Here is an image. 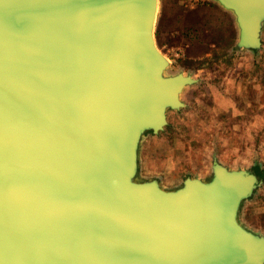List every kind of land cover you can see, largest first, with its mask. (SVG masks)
I'll return each instance as SVG.
<instances>
[{
    "label": "water",
    "instance_id": "obj_1",
    "mask_svg": "<svg viewBox=\"0 0 264 264\" xmlns=\"http://www.w3.org/2000/svg\"><path fill=\"white\" fill-rule=\"evenodd\" d=\"M259 50L264 0H215ZM158 0H0V264H264L238 218L260 179L140 175L196 79L165 74Z\"/></svg>",
    "mask_w": 264,
    "mask_h": 264
},
{
    "label": "rangeland",
    "instance_id": "obj_2",
    "mask_svg": "<svg viewBox=\"0 0 264 264\" xmlns=\"http://www.w3.org/2000/svg\"><path fill=\"white\" fill-rule=\"evenodd\" d=\"M154 34L168 58L165 74L196 82L167 110V124L147 132L140 175L167 188L187 176L208 179L214 158L257 173L260 184L242 202L239 221L264 235V31L259 50L238 47L231 11L215 0H158Z\"/></svg>",
    "mask_w": 264,
    "mask_h": 264
},
{
    "label": "crops",
    "instance_id": "obj_3",
    "mask_svg": "<svg viewBox=\"0 0 264 264\" xmlns=\"http://www.w3.org/2000/svg\"><path fill=\"white\" fill-rule=\"evenodd\" d=\"M263 31H264V27H263ZM263 31H262V32H263Z\"/></svg>",
    "mask_w": 264,
    "mask_h": 264
}]
</instances>
